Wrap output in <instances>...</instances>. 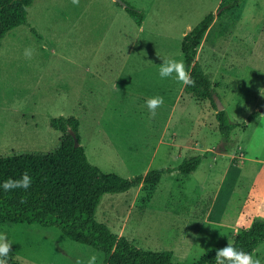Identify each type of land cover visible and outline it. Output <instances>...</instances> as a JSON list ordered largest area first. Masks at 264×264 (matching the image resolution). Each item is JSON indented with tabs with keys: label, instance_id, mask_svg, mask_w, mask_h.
Wrapping results in <instances>:
<instances>
[{
	"label": "rangeland",
	"instance_id": "obj_1",
	"mask_svg": "<svg viewBox=\"0 0 264 264\" xmlns=\"http://www.w3.org/2000/svg\"><path fill=\"white\" fill-rule=\"evenodd\" d=\"M123 1L144 10L140 26L114 0H33L25 24L0 41V119L14 138L7 143L16 145L15 153H48L62 139V133L50 126L51 119L73 115L89 161L122 177L176 167L184 158L202 155L193 172L165 174L149 195L142 184L103 195L95 211L97 221L138 247L171 250L173 261L192 263L205 251L232 242L252 221L264 219V111L259 112L264 106V0H240L239 6L223 13L218 11L226 0ZM210 12L215 18L196 60L210 76L229 120L244 125L231 132L229 141L221 139L210 103L184 92L185 83L173 73L181 97L173 119L165 126L157 115L148 114L146 123L133 122L126 130L131 139L125 144L155 152L166 144L160 137L169 135L179 159L153 156L148 167L124 168L127 152L114 148L106 136H119L115 124H107L111 112H118L77 104L82 68L159 69L161 57L184 64L182 37ZM122 33L129 37L121 38ZM26 47L33 50L30 57L24 55ZM10 55H17L16 60ZM137 74L132 77L134 91L143 89L141 81L154 90L157 77ZM254 111L258 114L249 117ZM141 113L137 116L143 117ZM24 118L28 131L18 133L27 123ZM206 151L210 152L204 156ZM0 231L12 241L10 252L18 264H88L92 255L95 264H104L102 252L70 240L56 227L3 224ZM253 255L264 264V242Z\"/></svg>",
	"mask_w": 264,
	"mask_h": 264
},
{
	"label": "trees",
	"instance_id": "obj_2",
	"mask_svg": "<svg viewBox=\"0 0 264 264\" xmlns=\"http://www.w3.org/2000/svg\"><path fill=\"white\" fill-rule=\"evenodd\" d=\"M239 1L226 0L218 12L239 6ZM32 2L0 0V41L8 31L25 24L26 9ZM123 8L136 25H141L145 17L143 9L127 2ZM214 18L213 12L206 14L182 37L180 50L193 81L192 84H184L183 90L199 101L210 103L215 110L214 117L221 139L229 141L231 132L244 124L231 122L225 109L216 111L213 95L218 94L210 76L196 60L198 48ZM257 114L254 111L249 117ZM50 126L62 133L60 145L54 150L0 156V180L18 178L24 172L32 177L28 189L0 190V225L24 223L56 227L70 240L102 252L104 264H214L215 250L205 251L192 263L175 262L171 250H144L95 219V211L103 195L125 193L141 184L149 195L162 175L173 171L183 175L193 172L200 164L202 155L184 158L176 167H160L133 177H122L104 172L89 161L80 143L79 121L75 116L52 118ZM69 129L75 132L78 146H74ZM207 152L210 151H206L204 156ZM230 170L235 171V175L238 171L232 165ZM263 242L264 219L252 221L232 241L235 247L250 253ZM8 264H18L11 252Z\"/></svg>",
	"mask_w": 264,
	"mask_h": 264
},
{
	"label": "crops",
	"instance_id": "obj_3",
	"mask_svg": "<svg viewBox=\"0 0 264 264\" xmlns=\"http://www.w3.org/2000/svg\"><path fill=\"white\" fill-rule=\"evenodd\" d=\"M120 6L122 7L120 8L122 10L123 6L121 4ZM120 37L126 40L127 37L129 36L127 34L122 33ZM10 56L14 60H16L15 57H17V55H10ZM91 65L94 66L92 63ZM20 66L26 69H35V65L32 64H22ZM38 68L40 67L38 66ZM137 73H139V75L143 77H149V76L157 77L158 79H156L154 82L155 83L154 90L153 88L149 89L147 87L146 81L143 82L141 81L142 83L141 85L143 89L141 91L140 90L134 91L132 86L133 83L132 77L138 76ZM79 75H80V81L77 84L79 88V93L77 96V104L80 105V108L90 109V110L107 109V110H115L118 112L117 116L113 115V112H111L112 119L108 118L107 124L110 125L115 124L114 129L118 131L119 136L115 135L114 133L108 134L106 136H107V140L112 141V146L114 148H116L117 150H122L127 152V156H126L127 158L125 157V159L122 160L124 168L133 169L138 164L148 167L149 164L146 163L148 161L155 160L153 156H157V159L162 161L165 159L166 160L170 159L172 157L178 158V154L174 153L176 152V148H175L176 143L173 141L174 137H169V135L167 136L164 135L160 137V140L166 142V144L157 148L155 152L153 150L136 151L135 148L132 149V147L125 144L126 140L131 139V135L127 134L126 130L130 131L133 122L137 123V121H143L146 123L148 121L147 115L149 114V110L145 103L148 97L155 95H160L164 97V103L160 105L156 110L157 119L161 122V124H164L166 126V123H169L173 119V115L176 109V104L181 98L179 83L176 82L174 79H171L173 78V76L161 78L158 74V69H140V70H131V69L126 70L124 68L110 69V68H100L97 67V65L96 67L95 66L86 67V68L83 67ZM110 88L112 89V91H110ZM105 89L107 91H105ZM2 109L3 107L0 105V111ZM139 111L143 112L141 113L142 115L144 114L143 117L137 116V113ZM132 114H134L135 116H132ZM93 117L96 118L97 114L94 113ZM25 120L23 122H25ZM0 121H1L0 151L8 150L11 152L9 154H2V155L0 153V156L25 153V152H19V153L14 152V147H16V145L7 143L9 142V140H14V138L11 137L9 130H6L5 132L6 128L3 124V121L1 119ZM95 124L99 125V122L95 121ZM27 126H28V121L27 123L26 122L22 123L21 127L18 128V133L27 132L28 131L26 129ZM4 135H8V137L5 138ZM139 158H145V159H142V161L139 162ZM145 172H147L146 169ZM173 172H171L170 174H173ZM164 175H162V177Z\"/></svg>",
	"mask_w": 264,
	"mask_h": 264
},
{
	"label": "clouds",
	"instance_id": "obj_4",
	"mask_svg": "<svg viewBox=\"0 0 264 264\" xmlns=\"http://www.w3.org/2000/svg\"><path fill=\"white\" fill-rule=\"evenodd\" d=\"M78 0H73L77 3ZM32 49L26 47L24 55L30 57ZM158 74L161 78L172 77L175 73L174 79L185 84H192L188 72L185 70L182 61H178L170 57H161ZM149 110L150 116L156 115L157 108L164 103V97L160 95L150 96L145 101ZM32 183V177L27 173H22L18 178H8L0 180V190L8 192L13 189H28ZM12 241L7 238L5 232L0 231V264H8V255ZM96 256L92 255L88 259V264H95ZM214 264H262L261 259L255 257L253 253L245 252L234 246L232 242H228L226 246L216 250Z\"/></svg>",
	"mask_w": 264,
	"mask_h": 264
},
{
	"label": "water",
	"instance_id": "obj_5",
	"mask_svg": "<svg viewBox=\"0 0 264 264\" xmlns=\"http://www.w3.org/2000/svg\"><path fill=\"white\" fill-rule=\"evenodd\" d=\"M115 1L118 2L119 4H121L122 6H125V2L123 0H115ZM213 98H214L215 104H216V111H220V110L224 109V106L220 102V99H219L218 95L214 94ZM263 111H264V106H262L259 109V112H263ZM69 133H70V135L73 138L74 146H78L79 145V141H78V138H77L75 132L73 130L69 129Z\"/></svg>",
	"mask_w": 264,
	"mask_h": 264
}]
</instances>
